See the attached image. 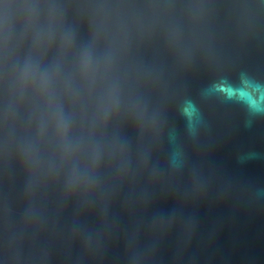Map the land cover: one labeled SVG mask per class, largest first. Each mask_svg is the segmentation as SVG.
Instances as JSON below:
<instances>
[{"label":"water","instance_id":"95a60500","mask_svg":"<svg viewBox=\"0 0 264 264\" xmlns=\"http://www.w3.org/2000/svg\"><path fill=\"white\" fill-rule=\"evenodd\" d=\"M262 101L264 0H0V264H264Z\"/></svg>","mask_w":264,"mask_h":264},{"label":"clouds","instance_id":"9594fccd","mask_svg":"<svg viewBox=\"0 0 264 264\" xmlns=\"http://www.w3.org/2000/svg\"><path fill=\"white\" fill-rule=\"evenodd\" d=\"M244 82L242 81V84ZM218 90L225 92L227 95V98L229 99H233V98H239L241 101L245 102V103H249V106H254V101H248L246 99V93L244 91V89L241 88H235L234 86L228 84V83H223L221 85L218 86ZM262 103H264V101H262Z\"/></svg>","mask_w":264,"mask_h":264}]
</instances>
